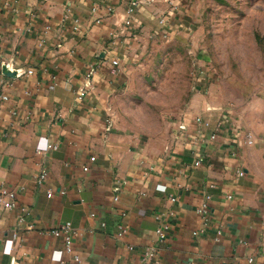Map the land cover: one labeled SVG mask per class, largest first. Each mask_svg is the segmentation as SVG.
I'll list each match as a JSON object with an SVG mask.
<instances>
[{"label":"crops","instance_id":"0c3cea01","mask_svg":"<svg viewBox=\"0 0 264 264\" xmlns=\"http://www.w3.org/2000/svg\"><path fill=\"white\" fill-rule=\"evenodd\" d=\"M133 1L0 0V264H76L65 222L82 264H264V118L211 139L223 116L196 94L164 131L115 120L148 45L187 29L176 0Z\"/></svg>","mask_w":264,"mask_h":264},{"label":"rangeland","instance_id":"374dc122","mask_svg":"<svg viewBox=\"0 0 264 264\" xmlns=\"http://www.w3.org/2000/svg\"><path fill=\"white\" fill-rule=\"evenodd\" d=\"M184 33L150 43L116 95L131 133L164 131L200 94L227 120L264 118V0H176Z\"/></svg>","mask_w":264,"mask_h":264},{"label":"built area","instance_id":"2783aa9c","mask_svg":"<svg viewBox=\"0 0 264 264\" xmlns=\"http://www.w3.org/2000/svg\"><path fill=\"white\" fill-rule=\"evenodd\" d=\"M135 0L132 2V4H135ZM176 7V6H175ZM168 18L163 17L159 20L160 23H163L165 21H167ZM129 19H126V22L129 23ZM28 72H31V70H28ZM1 100H5L7 99V96L5 94H2L0 96ZM197 120H201L199 117L196 118ZM225 120H227V118L223 116V118L219 119L218 122H216L215 124V130L214 132L211 134V139H215L217 136V133L219 132V130L222 128V124L225 122ZM234 127V126H233ZM236 130H239L238 127H234ZM243 138L246 142V144H253L254 142V138L251 134V132L249 131H243L242 132ZM53 147H56V145H53ZM93 159V157H91ZM239 174L242 175L243 171L239 170ZM44 177V172H42L39 175V178ZM50 192H48V195L50 196ZM5 197L7 199H5ZM209 195L206 196V200L200 205V207L198 208V211L203 214L206 215L207 211H208V199H209ZM13 198H14V192L13 191H9V190H1L0 192V202L3 204L4 207L9 208L11 206H13L14 202H13ZM165 226L164 225H160L156 232L158 234L159 237H163L165 235ZM52 233L54 235H59L60 233H64V246H63V251L68 254L72 261L75 262L76 264H82L81 263V258L73 252V248H72V242H71V224L70 222H65L63 224H61L60 226H58L57 228L52 230ZM154 252L151 249H148L144 252V256L142 257L141 261L139 264H147L148 260L153 256ZM252 258H248V262H251Z\"/></svg>","mask_w":264,"mask_h":264},{"label":"water","instance_id":"95a60500","mask_svg":"<svg viewBox=\"0 0 264 264\" xmlns=\"http://www.w3.org/2000/svg\"><path fill=\"white\" fill-rule=\"evenodd\" d=\"M5 68H8V66H5ZM8 71H9V73L11 74V75H13V76H17L18 74H20L22 71H20V70H9L8 69Z\"/></svg>","mask_w":264,"mask_h":264}]
</instances>
